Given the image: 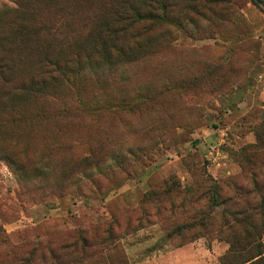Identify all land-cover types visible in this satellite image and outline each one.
<instances>
[{
  "label": "rangeland",
  "instance_id": "obj_1",
  "mask_svg": "<svg viewBox=\"0 0 264 264\" xmlns=\"http://www.w3.org/2000/svg\"><path fill=\"white\" fill-rule=\"evenodd\" d=\"M91 1L72 15L0 0V264H18L14 250L36 240L64 252L79 231L101 238L104 222L126 264H221L226 239L201 225L174 230L185 215L163 206L179 198L206 211L217 184L223 195L264 184V4L190 12L153 54L108 79L30 88L46 54L89 46L96 26L81 17L109 11ZM172 180L178 188L164 191Z\"/></svg>",
  "mask_w": 264,
  "mask_h": 264
},
{
  "label": "trees",
  "instance_id": "obj_2",
  "mask_svg": "<svg viewBox=\"0 0 264 264\" xmlns=\"http://www.w3.org/2000/svg\"><path fill=\"white\" fill-rule=\"evenodd\" d=\"M252 1L257 5L264 4V0ZM27 2L34 5L37 14L44 11L41 7L46 6L47 9H66L72 15L82 14L79 6L84 11H89L96 3L91 0ZM105 2L104 6L109 8L107 13L98 15L97 12H92L91 16L81 17L83 22H93L96 26L95 35L88 42L89 46L84 44L73 47L71 44L67 49L61 48L56 55L46 54L38 62L39 79L32 80L30 88L35 90L37 86L57 87L60 81L77 87L88 76L101 78L103 74L108 79L121 64L125 65L153 54L160 45V39L168 35L169 24L184 25L190 12L206 18L214 17L219 11L231 9L232 0H104ZM188 18L193 22L190 16ZM73 109L76 111L74 107ZM63 110L66 113L71 112L66 106ZM88 157L82 159L81 163L87 160V165H91ZM221 185L224 187L223 183ZM221 185L214 186L212 207L206 211L189 209L179 198L170 199L163 209L174 216L176 210L181 208V213L185 215L174 230L201 225L214 231L217 237L226 239L229 248L221 257V264H264V184L257 180L252 186L235 184L232 186L234 191L231 195H223L224 188ZM162 188L164 191H174L178 184L175 180L167 181ZM257 193L261 195L260 198H257ZM153 195V191L149 193V196ZM162 205L163 203L161 210ZM102 227L104 233L101 238L98 234L90 237L79 231L76 240L62 246L64 252H57L50 246L45 247L39 240L34 244H26L24 248L14 250L16 254H19L18 251L21 253L18 264H102L107 259L112 261L113 256L119 258L120 264H126L119 243L121 237L114 225L104 222ZM167 235L174 237L172 231H168ZM73 253L77 257H72Z\"/></svg>",
  "mask_w": 264,
  "mask_h": 264
}]
</instances>
